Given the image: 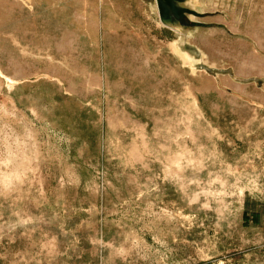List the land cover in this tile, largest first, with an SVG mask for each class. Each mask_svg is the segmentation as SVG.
I'll return each mask as SVG.
<instances>
[{"label":"rangeland","instance_id":"obj_1","mask_svg":"<svg viewBox=\"0 0 264 264\" xmlns=\"http://www.w3.org/2000/svg\"><path fill=\"white\" fill-rule=\"evenodd\" d=\"M154 5L0 0V264H264V0Z\"/></svg>","mask_w":264,"mask_h":264},{"label":"water","instance_id":"obj_2","mask_svg":"<svg viewBox=\"0 0 264 264\" xmlns=\"http://www.w3.org/2000/svg\"><path fill=\"white\" fill-rule=\"evenodd\" d=\"M160 21L173 28L192 26L189 14L200 16L201 13L186 7L185 0H155Z\"/></svg>","mask_w":264,"mask_h":264},{"label":"bare ground","instance_id":"obj_3","mask_svg":"<svg viewBox=\"0 0 264 264\" xmlns=\"http://www.w3.org/2000/svg\"><path fill=\"white\" fill-rule=\"evenodd\" d=\"M189 1L191 2L192 0H188L186 3H184L185 4V6H188V7H190V6H192L191 8L193 9V8H195V7H193V5H189ZM199 2H201V0H196V3H199ZM188 3V4H187ZM194 5H196V4H194ZM154 7H156L155 5H154ZM157 11V10H156ZM161 22V21H160ZM162 23V22H161ZM161 23H160V25H161ZM162 25H164L163 23H162ZM164 27H168V25L167 26H165L164 25ZM170 27V26H169ZM171 29H174L175 31H180L182 28L181 27H178V28H173V27H170ZM185 30H186V28H185ZM180 34H181V32H180ZM64 44V43H63ZM251 61H245L244 62V67H246V68H248V67H250V68H256L259 72H263V69H262V66L260 65V63H255V62H253V60L254 61H257V60H255V59H250ZM258 62V61H257ZM242 67V66H241ZM244 67H243V69H244ZM242 69V70H243Z\"/></svg>","mask_w":264,"mask_h":264},{"label":"crops","instance_id":"obj_4","mask_svg":"<svg viewBox=\"0 0 264 264\" xmlns=\"http://www.w3.org/2000/svg\"><path fill=\"white\" fill-rule=\"evenodd\" d=\"M156 9H157V7H156ZM157 15H158V10H157ZM158 17V19H159V16H157ZM160 20V19H159ZM178 28V27H177ZM182 28V27H181Z\"/></svg>","mask_w":264,"mask_h":264}]
</instances>
